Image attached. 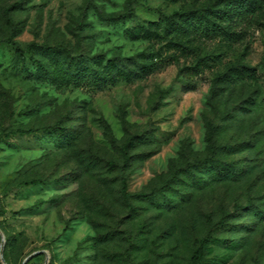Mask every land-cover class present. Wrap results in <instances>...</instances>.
Listing matches in <instances>:
<instances>
[{
	"label": "rangeland",
	"instance_id": "rangeland-1",
	"mask_svg": "<svg viewBox=\"0 0 264 264\" xmlns=\"http://www.w3.org/2000/svg\"><path fill=\"white\" fill-rule=\"evenodd\" d=\"M202 243L264 264V0H0V264Z\"/></svg>",
	"mask_w": 264,
	"mask_h": 264
},
{
	"label": "trees",
	"instance_id": "trees-1",
	"mask_svg": "<svg viewBox=\"0 0 264 264\" xmlns=\"http://www.w3.org/2000/svg\"><path fill=\"white\" fill-rule=\"evenodd\" d=\"M126 16L125 13H119V14H116L115 16H112V17H124ZM10 43L13 44L16 48V51L18 53H21V49H20V46H19V43L16 41V40H10ZM59 47V46H58ZM249 70H247L246 72H248ZM62 133L63 134H68L67 130H62ZM134 139L135 138H129L126 142L123 143V145L121 146V155L124 159V161H128L131 157L129 151L131 149V147L134 145ZM121 192H122V195L123 197L125 198V200L127 201V203L129 204L128 202V197L131 195L127 190H126V181L124 178H122L121 180ZM203 246H204V243H202L195 251V254L192 256V262L193 264H199L201 259H202V256H203V253H204V250H203Z\"/></svg>",
	"mask_w": 264,
	"mask_h": 264
},
{
	"label": "water",
	"instance_id": "water-1",
	"mask_svg": "<svg viewBox=\"0 0 264 264\" xmlns=\"http://www.w3.org/2000/svg\"><path fill=\"white\" fill-rule=\"evenodd\" d=\"M1 246H2V244H1ZM33 253H34V252H33ZM33 253H31V254H29L28 256H26L25 259L23 260L22 264H25V263H26V260H27L28 258H30V257L32 256ZM2 260H3V258H2ZM3 262H4V260H3Z\"/></svg>",
	"mask_w": 264,
	"mask_h": 264
}]
</instances>
